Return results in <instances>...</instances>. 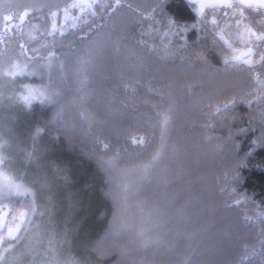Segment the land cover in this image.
Instances as JSON below:
<instances>
[{
	"label": "trees",
	"instance_id": "16d2710c",
	"mask_svg": "<svg viewBox=\"0 0 264 264\" xmlns=\"http://www.w3.org/2000/svg\"><path fill=\"white\" fill-rule=\"evenodd\" d=\"M255 11L0 0V264H264Z\"/></svg>",
	"mask_w": 264,
	"mask_h": 264
},
{
	"label": "rangeland",
	"instance_id": "374dc122",
	"mask_svg": "<svg viewBox=\"0 0 264 264\" xmlns=\"http://www.w3.org/2000/svg\"><path fill=\"white\" fill-rule=\"evenodd\" d=\"M193 2H195L196 4V7H197V10H198V13L199 14H204V12L208 9V8H212L213 6H223V5H226L223 0H191ZM230 3L233 5H239V6H247L246 4H243V3H240V0H230ZM253 8H255L257 11L255 12H258L260 14H263L264 15V9H261L259 8L258 6H253ZM244 12V9H242ZM217 21V20H216ZM251 49V52L248 54V56H242L241 54L242 53H248V50ZM252 53H253V49L250 48V47H242V48H237L232 56V58H235V59H247L250 57L251 59V56H252ZM22 64L20 63H15L13 65V67H21ZM39 88L37 87H34V91L33 92H36L38 91ZM10 180V179H9ZM11 181V180H10ZM11 184L12 186L15 188L16 187V184L15 182L12 183L11 181ZM2 185H6L8 187V181H5L3 179H0V186ZM116 212H118V209H116ZM9 234V233H8ZM27 248V247H26ZM28 250V249H27Z\"/></svg>",
	"mask_w": 264,
	"mask_h": 264
},
{
	"label": "snow or ice",
	"instance_id": "6c2138e0",
	"mask_svg": "<svg viewBox=\"0 0 264 264\" xmlns=\"http://www.w3.org/2000/svg\"><path fill=\"white\" fill-rule=\"evenodd\" d=\"M223 2L226 4L227 7H232V4L230 3V0H223ZM240 3L246 4L248 7L258 6L261 9H264V0H240ZM119 4V0H117V5ZM9 19V18H6ZM23 19V18H21ZM194 27V26H193ZM257 41H264V35L256 37ZM251 52V49L248 50V53H242V56H248V54ZM242 62L246 65L252 66V60L249 58L243 59ZM167 121L165 120V123ZM260 142L262 145H264V134H262V137L260 138ZM3 180L8 181V187L11 188L12 184L8 177H4Z\"/></svg>",
	"mask_w": 264,
	"mask_h": 264
},
{
	"label": "clouds",
	"instance_id": "9594fccd",
	"mask_svg": "<svg viewBox=\"0 0 264 264\" xmlns=\"http://www.w3.org/2000/svg\"><path fill=\"white\" fill-rule=\"evenodd\" d=\"M10 141L7 137L0 138V179H3L4 177H12L14 176V173H11L6 167V162L9 160L8 154L3 151V149L8 146Z\"/></svg>",
	"mask_w": 264,
	"mask_h": 264
}]
</instances>
